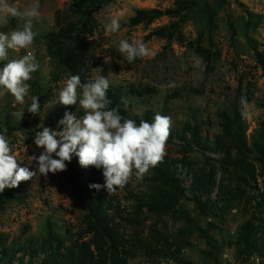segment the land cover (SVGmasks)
<instances>
[{
	"label": "rangeland",
	"instance_id": "1",
	"mask_svg": "<svg viewBox=\"0 0 264 264\" xmlns=\"http://www.w3.org/2000/svg\"><path fill=\"white\" fill-rule=\"evenodd\" d=\"M70 1L39 0L40 16L33 21V30L37 33L34 44L19 52L9 50L8 60L0 61L8 63L30 51L40 65L28 81L29 94L23 105L18 104L10 92L0 90V129L5 126L7 117L13 127L22 128L5 136L20 166L37 173L32 179L20 183L16 195L19 199L11 201L0 213V232L9 234L10 242L15 240L20 246H24L29 237H42L50 222L57 231L66 227L75 229L81 223V212L72 190L66 185L65 173L49 172L47 177L42 176L38 172V163L29 159L33 155L39 157L44 151L35 144L36 130L43 127L62 130L63 126H58L59 120L52 122L57 114L72 112L77 118L84 115L78 103L73 106L58 103L59 92L66 80L55 81L54 62L44 40L47 35L57 32V13ZM7 3L23 11L33 0H7ZM141 8L174 9L179 10L180 15L174 19L165 17L150 28L131 27L130 18ZM251 13L262 17L254 18L249 25L248 14ZM97 17L100 27L94 31L93 39L100 45L97 57L101 60L93 72L95 79L102 75L108 77L114 86L132 83L154 87L159 91L153 102L158 110L164 107L168 97L187 89L190 94L170 101L168 105L166 115L171 118L172 128H180L184 122L197 117L209 123L207 128L211 135L217 131L219 110L228 106L242 87L243 93L254 99L245 108L248 136H252L263 114L257 100L264 98V79L257 67L251 41L264 45V0H113L97 13ZM212 17H215L213 23ZM112 18L120 21L118 34L106 32ZM4 20V16L0 15V32L7 33L23 27L24 21L19 18L8 16L7 23ZM174 22H180L182 35L173 40L151 36L155 28ZM121 39L144 41L151 55L129 64L118 51ZM193 89L203 91L204 95L197 96ZM33 96L39 97L41 111L38 115L27 111ZM42 96L49 99L46 104L42 103ZM145 108L141 102H133L134 114H140ZM175 150V147L166 144V153L173 154ZM130 182L135 188H141L140 179L135 174ZM9 190L6 188L0 196ZM181 204L196 224L214 238V242L209 244L204 234L186 222L165 217L160 229L174 242L173 250L180 251V261L169 255L168 258L158 257L155 260L143 258L134 264H264L257 254L247 251L241 243L240 230L249 218L247 211L233 210L221 221L203 215L190 193ZM211 225H214L213 229ZM176 244L179 246L176 247ZM27 260L30 262V258Z\"/></svg>",
	"mask_w": 264,
	"mask_h": 264
},
{
	"label": "trees",
	"instance_id": "2",
	"mask_svg": "<svg viewBox=\"0 0 264 264\" xmlns=\"http://www.w3.org/2000/svg\"><path fill=\"white\" fill-rule=\"evenodd\" d=\"M112 2L71 0L57 13V32L44 38L54 62L56 82L65 81L71 75H79L85 83L95 79L93 72L101 60L97 57L100 45L93 39L94 31L100 27L97 13ZM179 15L180 11L174 9L141 8L129 22L131 27L150 28L165 17L174 19ZM248 15L249 25L254 18L262 17ZM180 26V22H174L155 28L151 36L173 40L182 35ZM251 48L264 79V45L253 40ZM4 64L0 62V68ZM187 93L191 92L187 89L175 92L158 110L153 106L159 95L156 88L147 84H110L108 107H118L120 115L133 119L137 125L141 120L151 123L157 113L167 116L170 101L181 99ZM193 93L204 95L201 90L193 89ZM122 97L127 109L121 102ZM253 100L240 87L232 102L219 110L217 131L213 135L208 133L209 123L197 117L184 122L180 128L174 129L171 125L166 144L176 150L173 154L166 153L163 162L140 179L141 188H135L130 181L111 194L105 187L90 188L92 184L105 185L104 169L82 168L78 157L73 155L63 172L79 206L81 223L75 229L66 227L57 231L50 222L42 237H29L24 246L15 240L10 242V235L0 232V264H134L143 258L155 260L169 255L180 261V251L173 250L174 242L160 229L165 217L186 222L204 234L209 244L214 242L182 207L181 201L188 193L203 215L217 220H224L233 210L247 211L249 218L240 230L241 243L264 263V98L257 100L263 114L249 137L245 108ZM41 101L46 104L49 99L42 96ZM134 101L146 106L140 114L132 111ZM63 117L57 114L52 122ZM17 129L7 117L0 134L10 136ZM38 131L41 130L35 132ZM20 186L0 196V213L11 201L19 199L16 195Z\"/></svg>",
	"mask_w": 264,
	"mask_h": 264
},
{
	"label": "clouds",
	"instance_id": "3",
	"mask_svg": "<svg viewBox=\"0 0 264 264\" xmlns=\"http://www.w3.org/2000/svg\"><path fill=\"white\" fill-rule=\"evenodd\" d=\"M0 15L4 16L5 23L8 16L24 21L22 29L0 32V61H5L8 60L9 50L19 52L34 44L37 33L33 30V21L40 16L39 0H33L23 11L16 5H9L7 0H0ZM120 27L119 19L112 18L106 26V32L118 34ZM118 51L129 64L151 55L149 47L142 40L129 42L121 39ZM39 68L35 55L30 51L20 59L9 61L0 68V90L10 92L15 101L23 105L29 94L28 81ZM109 87L108 77L102 75L86 83L82 82L79 75L67 78L59 92L58 103L64 106L78 103L84 115L77 118L76 114L65 112L58 121V126H63L62 130L43 127L36 133L35 144L44 151L39 157L33 155L29 159L38 163L40 175L47 177L49 172L56 174L66 171V162L70 163L75 155L82 168L104 169L105 185L92 184L90 188L99 190L105 187L111 194L118 187H124L133 174L137 179H143L150 169L163 162L166 142L170 137L171 118L157 113L151 123L141 120L137 125L133 119H125L120 115L118 107L109 109ZM121 102L127 109L123 97ZM27 111L33 115L40 114L38 96L32 97ZM36 175L28 167L20 166L8 139L0 134V193L6 188L18 187L21 182Z\"/></svg>",
	"mask_w": 264,
	"mask_h": 264
},
{
	"label": "built area",
	"instance_id": "4",
	"mask_svg": "<svg viewBox=\"0 0 264 264\" xmlns=\"http://www.w3.org/2000/svg\"><path fill=\"white\" fill-rule=\"evenodd\" d=\"M182 177L184 178L185 177V173L182 172ZM186 180V179H185ZM187 182V180H186ZM187 185H188V182H187Z\"/></svg>",
	"mask_w": 264,
	"mask_h": 264
}]
</instances>
